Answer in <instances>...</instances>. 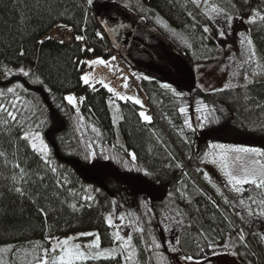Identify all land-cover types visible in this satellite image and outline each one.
<instances>
[{"label": "trees", "instance_id": "1", "mask_svg": "<svg viewBox=\"0 0 264 264\" xmlns=\"http://www.w3.org/2000/svg\"><path fill=\"white\" fill-rule=\"evenodd\" d=\"M101 2L125 9L189 66L211 65L216 60L218 31L215 23L206 15L198 14L199 10L191 5L190 0H93L92 5H88L87 0H0V91L13 83L23 85L21 100L24 104L30 101V106L37 109L38 118L45 121L39 130L51 149L58 171L62 177H68L70 184L67 187L81 193L75 198L67 196V190L57 189L56 177L49 173L45 183L38 185L41 195L34 203L9 192L5 187L7 181L0 178V248L9 246L13 249L10 253L0 252V260L6 264H28L31 256L25 253L31 252L37 242L50 246L46 239L49 236L61 239L79 237L74 242L81 244L98 236L101 248L114 247V234L106 224V218L117 204L114 201L117 198L126 213H132L138 226L145 229L141 234L128 226L139 260L137 264H160L161 256L169 264H176V257L180 254L194 258L193 262L182 260L180 264H195L196 261L206 264L224 257H229L233 264H264V246H257L258 237L248 236L252 250L247 256L231 254L247 251L239 244L233 247L229 241L233 224L237 231L244 227L246 233L247 226L230 206L224 204L223 197L208 183L201 168L203 154L210 152L213 142L218 141L212 135L207 140L200 139L195 131L185 127L184 116L179 112L181 107L200 102L206 107V112L216 110L217 121L206 122V131L213 134L221 130L225 141L248 147L259 146L264 151V84L250 86L247 92L243 88L201 92L194 86L189 93L173 95V88L164 89L159 81L141 76V92L146 102L143 110L151 117V123L143 122L139 117L140 106L131 101H116L103 86L96 85L93 90L80 80L86 71L85 61L94 57L108 59L118 51L116 38L112 33L109 36L104 26L105 18L96 13ZM210 3L243 19H247L253 9L264 10V0H210ZM187 11L197 15L195 27ZM113 14L117 12L106 19L115 17ZM157 17L168 28L158 24ZM57 25L70 33L67 41L58 36L49 37L48 33ZM205 25L211 29L207 34L203 33ZM97 32H102L104 38H98ZM247 33L253 39L258 54L264 56V22L248 24ZM202 35L208 39L202 41ZM77 36L84 39L77 40ZM87 48L93 50L86 51ZM21 51L25 53L23 56L19 55ZM21 67L31 69L45 83L36 84L17 74ZM172 68L170 70L176 74ZM9 69L11 75L5 76ZM69 94L84 98L78 106L82 122L76 116V110L63 99ZM246 95L250 99L246 100ZM10 99L11 96L0 97V103L7 104ZM110 100L118 105L122 143L118 141L112 125ZM61 103L67 115L57 107ZM93 127L99 130L100 136L92 131ZM15 135V131L11 137L0 135V147L7 149L9 154ZM184 136L190 143L184 142ZM88 143H93V150L97 153L95 167L83 158ZM102 149L105 155H119L130 163L127 152H133L137 157L136 165L153 175L144 176L135 170L128 171L115 161L104 160L100 156ZM19 156L22 163L27 161V167L36 169L38 158L33 157L23 141H20ZM177 162L182 163L183 168L175 167ZM0 173L10 175L3 168H0ZM131 177L141 180L147 188L139 192L128 188L125 179ZM185 185L192 199L190 204L176 191ZM84 187L99 189L91 193L95 200L90 205L82 199ZM57 192L61 193L59 197ZM169 193L174 194V206L187 214L186 223L191 224L190 228L173 226L174 231L165 230L168 222L164 216L174 215L169 211ZM66 197L67 202L61 203ZM212 200L220 204L232 224L223 219ZM71 204L77 207L73 209ZM41 208L47 215L40 211ZM127 219L129 221L128 215ZM201 230L215 242V251L207 246L209 241L199 235ZM149 232L161 242V249L147 250L145 241L150 244ZM82 233L94 235L81 236ZM176 236L181 240L179 253L169 250ZM225 244H228L227 248L223 246ZM17 249L25 251L17 252ZM117 261L126 264L119 256L116 260H90L84 264H117Z\"/></svg>", "mask_w": 264, "mask_h": 264}, {"label": "snow or ice", "instance_id": "2", "mask_svg": "<svg viewBox=\"0 0 264 264\" xmlns=\"http://www.w3.org/2000/svg\"><path fill=\"white\" fill-rule=\"evenodd\" d=\"M191 5L194 6L196 10H199L198 14H204L207 16L208 20H223L224 26L216 33L219 37L223 38L228 35V32L225 29H231L234 20L238 17L237 15L231 14L224 9L220 8L215 4H211L210 0H190ZM88 5L93 4V0H87ZM127 7V5H125ZM235 7V6H233ZM187 8V5H185ZM191 20L193 21V27L197 24V15L193 11H187L186 13ZM156 22L162 25L164 28H168V25L165 24L159 17L156 18ZM246 22L250 25H255L258 22H264V10L253 9L251 10L250 15L248 16ZM111 30V29H109ZM211 31L210 27L205 25L203 26V33L207 34ZM175 34V33H174ZM97 37L103 39L104 36L102 32L96 33ZM240 53L238 57L229 56L228 59L234 61L235 68L232 69V65H227L226 67L232 69V76L234 79H237L236 83L229 82L225 85L226 89L234 88H243L246 92L250 89V86L261 83L264 84V56L258 54L256 47L254 45L253 39L248 33H238ZM84 37L77 36V40H83ZM208 39L207 36L202 35L201 40ZM43 43V41H41ZM62 43V41H61ZM187 43V41H185ZM188 47H191V44H188ZM231 47V46H229ZM86 51H92L93 49L87 48ZM25 53L21 51L19 55L23 56ZM116 60V56L110 57L109 60L103 58H96L87 60L86 63L89 67L92 66H112L113 70H116L115 66L112 64ZM19 75L27 77L30 81L36 84L43 85L45 82L40 78L37 73L33 72L31 69L26 70L21 67L18 69ZM11 75V70L5 72V76ZM125 81V88L127 87V77H121ZM144 79H149L144 77ZM80 80L85 85H90L91 80L88 74L81 75ZM99 83L111 93L116 100L123 101H132L133 104L139 105L141 101L135 97L123 95L120 92H117L114 88L110 87L108 83H105L103 80H100ZM93 90L95 86L93 85ZM161 87L168 89L169 84H161ZM23 89L21 83H13L12 86H9L4 91H0V97L11 96L12 99L8 101L7 104L0 103V135L7 134L10 137L12 136L13 131L16 135L12 139V152L8 153L7 149L0 147V168L8 170L10 175H3L0 173V178L7 181L5 187L11 193L19 196L22 199L32 200L34 203L38 201V197L41 195L38 185H43L48 179L49 173L56 177V187L57 189H66L67 196L77 197L81 193L78 192L75 188L67 187L70 184V181L67 176H61L58 171V166L56 162L52 159V153L49 145L45 142L40 128L45 124L44 120H41L37 116V109L31 105L29 101L27 104L21 102L20 90ZM51 91V89H48ZM173 95H180L175 89L172 90ZM64 101L68 105H71L73 109L76 110V116L79 118L80 122L83 121V117L80 116L79 108L77 107V98L74 95H66ZM80 101H83V97L79 98ZM245 99H250L247 95ZM109 103H112L110 100ZM260 107L259 104L256 105ZM58 108L61 111L66 112L63 104H58ZM198 112H202L203 109L198 108ZM179 112L183 114L185 108H179ZM139 117L143 122L151 123V117L146 115L143 111L139 112ZM199 121L198 126H202L205 122L213 123L217 121L216 110H209L203 117H197ZM184 125L188 129H193V124L190 120L185 119ZM93 132H96L97 136H100V132L97 128H92ZM183 133V129L181 130ZM194 131V129H193ZM20 141L25 142L28 149L31 150L33 157L38 158V163L36 169H30L27 167V161L23 163L20 160L19 151H20ZM184 142L190 143L186 136H184ZM99 146V145H97ZM212 149H220V153L216 154L214 152H205L201 158L202 162H210L216 164L224 177V189L227 190L231 196L223 195L218 189V193L223 195V201L225 205L230 206L232 210L235 211V215L240 218L241 222L247 226V233L244 227H240L239 230H236V226L233 224L232 233H235L233 236L232 233L229 234V241L232 243V246L235 247L237 244L241 245L247 251L241 253L239 251L232 252V255L236 256H247L252 250V245L249 243L248 236L257 238L256 243L258 247L264 246V227L261 228L260 232L254 231V226L260 224L264 226V151L259 148H249V147H228L223 144H213L211 145ZM127 151V150H125ZM231 153L243 154L237 155L235 157L231 156ZM27 155V153H25ZM127 155L131 158V163L129 160L123 159L119 155H105L103 149L101 150L100 156L108 161H115L118 165H121L123 168L128 171L135 170L137 172L143 173L144 176H152L153 173L147 170L144 167H139L136 165L137 157L133 152H127ZM10 156L12 158H10ZM209 157L211 159L209 160ZM247 157V158H245ZM14 158V159H13ZM83 158L85 161H88L96 166L95 161L98 158L97 153L93 150V143H88L86 149L83 153ZM173 159H175L173 157ZM170 166V165H168ZM175 167L183 168V164L177 162ZM187 175V173H185ZM93 191H99V189H92L90 187L82 188V199L85 203L91 204L95 200V197L91 194ZM176 191L180 192V198L186 199L190 204L192 202L191 197L189 196L187 185L183 189H177ZM203 194V193H202ZM57 197L61 195L60 192H57ZM174 194L169 193V211L173 212L174 215H165L164 220L168 222L165 230L174 231V227L178 229L190 228L191 224H187L188 219L187 214L181 210L178 206L175 205ZM67 197L61 203H66ZM115 203V202H114ZM211 203L221 213L223 219L229 224H232V220L225 213L224 209L221 208L215 200H212ZM73 209L77 207L76 204L70 205ZM83 207V205H80ZM238 209V210H237ZM40 211L47 215V212L41 208ZM152 211V209H149ZM199 211V209H197ZM112 215H116L113 213ZM112 215L106 218V224L108 227L113 226ZM129 217L128 225H131L135 232L143 234L145 229L138 226V221L133 217L132 213L127 214ZM118 219L121 222L125 220L124 214H119ZM81 236H92L91 233H82ZM150 244L148 241H145L148 251L161 249L162 244L158 242L154 235H151ZM199 235L203 237L206 241H209L208 247L215 251L214 241L209 238L207 233L203 230L199 232ZM143 239V235L141 236ZM50 246H45L37 242L31 252H26V255L31 256V260L28 261V264H84L86 261L90 260H116L117 257H122L126 264H135L134 257L136 256V249L133 247V236L131 234H126L125 237H122L119 232L115 233L114 237V247L109 249L101 248L100 239L96 236L93 240L87 244H81L74 242L79 237H65L63 239L59 237L49 236L46 238ZM118 242V243H117ZM181 240L179 236L175 237L174 245L169 249L173 253L180 252ZM228 247V244L223 245ZM203 250V249H202ZM13 249L9 246L0 248V252L10 253ZM25 251L22 249H17V252ZM255 254V253H253ZM185 260L193 262L194 258L191 256H186L180 254L176 257V264H180V261ZM0 264H6L5 261L0 260ZM119 264V261H117ZM160 264H169L165 260L164 256H161ZM195 264H199V261H196Z\"/></svg>", "mask_w": 264, "mask_h": 264}, {"label": "rangeland", "instance_id": "3", "mask_svg": "<svg viewBox=\"0 0 264 264\" xmlns=\"http://www.w3.org/2000/svg\"><path fill=\"white\" fill-rule=\"evenodd\" d=\"M100 4L101 5L96 7V13L99 17L105 18L104 26L106 27L107 31H110L118 41V57L124 62L127 70L138 74L139 78L143 76L148 77L149 79H155L157 81H160L161 79L164 81V84H169L171 88L175 89L177 92L180 93H189L194 88V86L201 92L220 91L226 89L225 85L229 82L236 83L237 79H239L233 78L231 73L232 69L235 68V63L234 61L229 60L228 57L230 55L235 57L239 56L240 37L238 33H247V19L236 18L231 26V29H225L228 32V35L223 38L218 36L217 55L214 63H212L211 65H198L195 67H191L187 63H185L182 58L175 54L173 52L174 50H171L170 47H168L161 39H159L153 31L146 28L140 20H136L134 17H131V15L127 13L125 9H123L122 7L115 6L113 4H106L104 2H101ZM107 5L109 7L106 9ZM104 9H106V11H104ZM113 12H117V14H113L115 15V17L110 18V20L106 19L108 18V16L111 17ZM213 21L215 23L214 25L217 31H219L224 26V21L222 19L219 21ZM60 30H65V27H62L61 25L55 26L48 33L49 37L53 38L57 36ZM144 37L147 38L146 41L143 40ZM150 54L153 58L150 56ZM160 56L163 59L160 58ZM96 58L103 57H94L91 59ZM109 59L110 57L105 60ZM227 65H232V69L226 67ZM171 66L173 67L172 69H175L176 74H174V72L170 70ZM172 73L175 75V77L172 76ZM84 74H88L90 76L91 84L88 85L90 87H92L93 85H99V81L103 80L105 83H108L110 87L114 88L117 92H120L123 95L132 96L139 99L141 103L138 106H140L142 108L141 111L145 113L143 109L146 104L143 93H139L135 88H125V84L113 80L111 66L105 67L96 65L89 67L87 65L86 71L82 75ZM116 101L109 103V108L111 111L112 125L114 127L116 136L118 137V141L122 143L119 130L120 116ZM21 102L23 103V100H21ZM80 103V99L77 98V107ZM198 108L203 109V111L198 112ZM206 111V107L200 102H198L194 105H191L190 107L185 108V112L182 114L184 116V121L185 119H188L192 122L193 129L200 139L207 140L212 135V137L216 138V141H218L216 143L213 142V144H223L228 147H248L245 144L241 145L237 142L223 140L225 139V136L221 134V130L210 134L208 131H206V122L202 126H198L199 121L197 120V117H203L207 113ZM253 147L261 149L259 146H251L249 148ZM220 151V149L211 148L210 152L219 154ZM230 155L235 157L237 155L242 156L243 154L231 153ZM210 159L211 157H209V160ZM201 168L205 174L206 180L209 184L212 185V187H214V189H216L217 192L219 189L220 193H223V195L231 196V194L228 193L227 190L223 187L224 177L220 171V168L216 164H212L210 162L205 161L201 163ZM97 178L100 180V176L98 174ZM125 180V184H127V187L134 191L139 192L147 188L145 183L136 178L131 177L129 179L126 178ZM223 195L221 196L223 197ZM114 201L117 204L114 205L112 211L108 214L107 217H109L113 213L116 214L112 215L113 226L111 227V229L113 231L114 237L115 233L117 232H119L122 237H125L126 234H131L129 227L124 226L128 225L127 213L125 211V207L122 205L120 200L115 198ZM119 214L125 215V220L123 222L118 219ZM237 218L240 220L239 217ZM262 227L264 226L257 224L254 226L253 230L256 232H260ZM134 246L135 245L133 243V247ZM134 260L135 264L139 263V260L137 259V252L136 256L134 257ZM206 264H233V261H230L229 257H224L215 258L210 262L208 261Z\"/></svg>", "mask_w": 264, "mask_h": 264}, {"label": "built area", "instance_id": "4", "mask_svg": "<svg viewBox=\"0 0 264 264\" xmlns=\"http://www.w3.org/2000/svg\"><path fill=\"white\" fill-rule=\"evenodd\" d=\"M67 37H68V34H61L60 35V39H63L64 41H67ZM112 64L115 66L116 70H113V67H112V75H113V78L117 81H120L122 83H125V81L123 79H121V77H126V75L122 72V70L119 68V65H120V61H114L112 62ZM127 86L128 87H136V88H140L139 87V84L136 80L134 79H131L129 77H127Z\"/></svg>", "mask_w": 264, "mask_h": 264}, {"label": "crops", "instance_id": "5", "mask_svg": "<svg viewBox=\"0 0 264 264\" xmlns=\"http://www.w3.org/2000/svg\"><path fill=\"white\" fill-rule=\"evenodd\" d=\"M60 31H61V30H60ZM143 40H144V41H146V40H147V38H146V37H144V38H143ZM99 85H100V84H99Z\"/></svg>", "mask_w": 264, "mask_h": 264}]
</instances>
